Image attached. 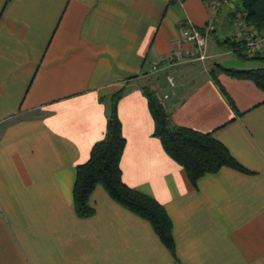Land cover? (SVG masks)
Listing matches in <instances>:
<instances>
[{"label":"crops","instance_id":"1","mask_svg":"<svg viewBox=\"0 0 264 264\" xmlns=\"http://www.w3.org/2000/svg\"><path fill=\"white\" fill-rule=\"evenodd\" d=\"M229 1L0 0V264H264V91L210 75L232 53L216 32L222 14L237 24ZM186 25L208 31L203 51L182 38ZM165 73L171 120L214 131L252 173L222 167L190 183L154 135L143 93L165 88ZM118 89L122 180L165 207L175 256L99 184L94 214L74 211L75 167L103 137Z\"/></svg>","mask_w":264,"mask_h":264},{"label":"trees","instance_id":"2","mask_svg":"<svg viewBox=\"0 0 264 264\" xmlns=\"http://www.w3.org/2000/svg\"><path fill=\"white\" fill-rule=\"evenodd\" d=\"M232 1L235 4L232 10L233 19L241 13L244 26L250 33L254 35L262 33L264 0ZM219 42L243 59L264 61V48L251 57L246 56L243 37L237 39L234 35H228ZM218 71L239 79L251 80L264 91V65L239 69L215 64L214 70L210 71L215 82H218L216 77ZM219 88L226 96L222 86L219 85ZM122 92L123 89H118L109 96L104 135L92 145L88 159L75 167L72 187L74 211L80 218L94 214L90 195L99 184L114 201L148 221L162 244L175 256L172 220L165 207L152 195L130 187L122 180L120 160L126 140L117 112V102ZM143 93L154 120V135L160 140L166 154L182 166L193 186H196L198 179L203 175L214 173L222 167H230L242 173H252L231 155L227 147L216 138L214 131L202 132L175 124L165 106L155 98L151 88L144 87ZM227 99L230 101L229 98ZM230 103L232 104L231 101Z\"/></svg>","mask_w":264,"mask_h":264},{"label":"built area","instance_id":"3","mask_svg":"<svg viewBox=\"0 0 264 264\" xmlns=\"http://www.w3.org/2000/svg\"><path fill=\"white\" fill-rule=\"evenodd\" d=\"M239 23L242 24L243 27H245L243 23V19H241ZM181 36L185 41L193 43L196 52L197 51L201 52L205 48L208 38V31L205 30L202 32L198 28L192 25H186L181 29ZM242 37L244 40V53L246 54V56L251 57L256 52L264 48V34L254 35L250 33L247 29V31H245L244 34H242ZM199 57L201 59L204 58L201 53ZM181 61L184 62L186 61V59H181ZM159 70H160L159 64L157 63L151 64L150 66L151 73H157ZM164 80L167 85L165 88L153 89V94L155 98L162 105H165V103L175 95V88H176L174 77L171 74L165 73Z\"/></svg>","mask_w":264,"mask_h":264},{"label":"rangeland","instance_id":"4","mask_svg":"<svg viewBox=\"0 0 264 264\" xmlns=\"http://www.w3.org/2000/svg\"><path fill=\"white\" fill-rule=\"evenodd\" d=\"M224 2H221V4H223ZM234 7H235L234 2L232 0H230L228 5H225L224 9L230 10V12H231V10H233ZM221 17L219 19V22L217 23V27H218L217 28L218 30L216 31L217 37L223 38L226 35H231L233 32H238V31L242 33L243 25L239 23L240 20L242 19V15H239V17L237 15V24L234 26V31L232 30L233 28H231L228 24L225 26V23L223 24L220 21V20H223V14L221 15ZM222 24H223V27H226L224 30H221ZM210 43L212 45H214V41L212 39L210 40ZM219 59L224 66L239 68V69L240 68L257 67V66L264 65V61H262V60H259V59H243V58L239 57L237 54H235L234 52H232L230 54H225L224 56H222Z\"/></svg>","mask_w":264,"mask_h":264}]
</instances>
